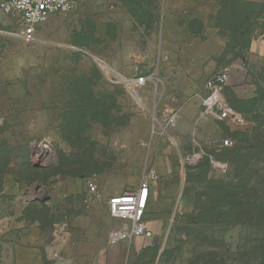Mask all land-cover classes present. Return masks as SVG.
Returning <instances> with one entry per match:
<instances>
[{
	"label": "rangeland",
	"instance_id": "obj_1",
	"mask_svg": "<svg viewBox=\"0 0 264 264\" xmlns=\"http://www.w3.org/2000/svg\"><path fill=\"white\" fill-rule=\"evenodd\" d=\"M90 1L31 43L0 9V264H264V221L222 196L248 187L256 202L264 183V154L243 168L231 160L264 118V0H241L256 23L248 46L229 30L239 26L229 0ZM219 68L238 116L162 133L166 110L192 103ZM142 74L154 80L137 85ZM43 141L50 163L37 156ZM152 168L147 233L110 245L120 220L106 197ZM87 180L101 201L87 202Z\"/></svg>",
	"mask_w": 264,
	"mask_h": 264
},
{
	"label": "built area",
	"instance_id": "obj_2",
	"mask_svg": "<svg viewBox=\"0 0 264 264\" xmlns=\"http://www.w3.org/2000/svg\"><path fill=\"white\" fill-rule=\"evenodd\" d=\"M75 7V0H0L1 10L14 20L22 24L16 29L15 35L26 43H31L35 39L37 28L42 23L47 22L57 14L66 15ZM230 77L227 68H219L212 73L205 81L202 96L203 113L209 117L224 121L234 116H238L228 104L225 97V87ZM149 80H154L153 75L142 74L134 82L144 86ZM156 121L157 119L154 118ZM159 123V121H158ZM177 123L176 111L170 112L161 125L162 133H167L170 127ZM157 133V131H155ZM155 134V133H154ZM149 147V142L141 143ZM234 141L226 138L222 141L221 147H231ZM38 154L41 162L50 163L55 160L49 146L43 141L37 144ZM197 160V155L193 156ZM213 164L215 161L213 159ZM159 178V173L152 168L142 175L137 189L115 194L108 198L107 208L109 214L120 223H116L109 229L108 243L116 245L122 241H132L136 237L143 236L148 231L146 213L150 203L154 186ZM89 204L103 199V195L98 184L93 180L86 182Z\"/></svg>",
	"mask_w": 264,
	"mask_h": 264
},
{
	"label": "trees",
	"instance_id": "obj_3",
	"mask_svg": "<svg viewBox=\"0 0 264 264\" xmlns=\"http://www.w3.org/2000/svg\"><path fill=\"white\" fill-rule=\"evenodd\" d=\"M241 0H229L226 3L227 9L232 13L233 18L239 20V26L236 28H230L232 34H236L238 38L244 36L247 39L246 45L250 43V38L255 28V17H253V7L248 6L249 2H243L245 6H240ZM237 9L241 10V13L237 12ZM240 36V37H239ZM233 108L239 111H246L236 105ZM247 112V111H246ZM258 128L253 129L254 137L247 136L248 138L244 141L245 144L239 147L237 154L231 158L234 163L248 165L253 160L258 159L264 154V118L257 120ZM232 147V146H231ZM230 148V147H223ZM243 150V151H242ZM245 167V166H244ZM239 168H243L242 166ZM264 177V176H263ZM245 194H230L227 190H223L222 196H225L235 208H237V214L250 218L251 215L255 214L264 221V183L262 189L258 192V199L256 202L251 200V190L248 187L243 188ZM240 197V198H239ZM148 212V210H147ZM147 214V213H146ZM146 218V217H145ZM264 263V259H263Z\"/></svg>",
	"mask_w": 264,
	"mask_h": 264
},
{
	"label": "crops",
	"instance_id": "obj_4",
	"mask_svg": "<svg viewBox=\"0 0 264 264\" xmlns=\"http://www.w3.org/2000/svg\"><path fill=\"white\" fill-rule=\"evenodd\" d=\"M85 3H86L85 0H75V7L74 8L82 9L84 7ZM90 4L92 5V7L94 9H106V6L104 4V0H91ZM107 8H110V6H107ZM57 24H58V19L54 18V17H51L48 20V24L44 25L42 27V29H52V28L54 29V28L57 27ZM41 25H39V26L41 27ZM40 27L38 28V32L40 30ZM81 28L82 27H80V29ZM71 47L76 49V50H78V51H82V48H78V47H81V46L77 47V45L72 44ZM203 87H204V85L195 93V96H196L195 98L196 99L192 103L186 104L182 108L166 110V111H169V112H167L165 114L164 119L167 117V115L170 112L176 111V113H177V123L176 124H178V126H177L178 132L182 131V130L179 129L182 126L197 125L198 132L201 134L200 130L202 128L207 127V126H213V125L217 126L218 122H220L217 119H214L212 117L204 115V113H203L202 96H200L201 92H203L202 94L205 93V91H203ZM174 95L177 97V95L175 93H174ZM201 108H202V110H201ZM176 137H181V136H180V134H178V136H176ZM109 197H111V196L106 197L107 200H108ZM154 199L156 200L157 198H156V195H154V193L152 191L150 202H152ZM142 237H144V236H139V237H136L135 239L142 238Z\"/></svg>",
	"mask_w": 264,
	"mask_h": 264
},
{
	"label": "water",
	"instance_id": "obj_5",
	"mask_svg": "<svg viewBox=\"0 0 264 264\" xmlns=\"http://www.w3.org/2000/svg\"><path fill=\"white\" fill-rule=\"evenodd\" d=\"M48 199V197L47 198H44L42 201H46Z\"/></svg>",
	"mask_w": 264,
	"mask_h": 264
}]
</instances>
